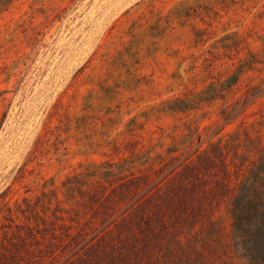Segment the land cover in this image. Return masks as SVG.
I'll list each match as a JSON object with an SVG mask.
<instances>
[{"label": "rangeland", "instance_id": "1", "mask_svg": "<svg viewBox=\"0 0 264 264\" xmlns=\"http://www.w3.org/2000/svg\"><path fill=\"white\" fill-rule=\"evenodd\" d=\"M263 167L264 0H0V264H264Z\"/></svg>", "mask_w": 264, "mask_h": 264}, {"label": "trees", "instance_id": "2", "mask_svg": "<svg viewBox=\"0 0 264 264\" xmlns=\"http://www.w3.org/2000/svg\"><path fill=\"white\" fill-rule=\"evenodd\" d=\"M234 73L228 78L219 82V86L211 85L209 91L202 90L196 93L198 95L196 99L200 101H216L218 99L225 100L226 95L223 91H229L239 80V74ZM205 93L204 97L201 96ZM249 95L246 93L242 100H237L222 108L220 112L221 117L226 123L232 122L240 113L243 102L247 101ZM177 102H182V99H176ZM173 110H180L175 107ZM203 150L201 145L197 149ZM218 156V155H217ZM262 162V156L260 157ZM218 160H221V154L218 156ZM224 165L226 163L222 161ZM195 165V160L192 157H188L185 161L178 163L177 166H181L182 169L189 168ZM179 170L176 171L178 173ZM253 172V171H252ZM256 176V183L262 185L261 189L249 187L250 183L246 182V177L240 180L235 191L231 193L229 200V213L232 218V225L235 233L239 234V237L244 241L251 237L253 240L259 242L257 247L259 257L264 260V167L263 171L254 173ZM237 185V184H236ZM232 189V187H230Z\"/></svg>", "mask_w": 264, "mask_h": 264}]
</instances>
